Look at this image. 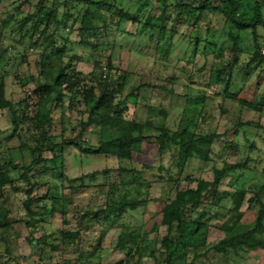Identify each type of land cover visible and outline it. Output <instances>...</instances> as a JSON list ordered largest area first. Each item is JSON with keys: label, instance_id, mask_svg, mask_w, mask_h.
I'll list each match as a JSON object with an SVG mask.
<instances>
[{"label": "rangeland", "instance_id": "374dc122", "mask_svg": "<svg viewBox=\"0 0 264 264\" xmlns=\"http://www.w3.org/2000/svg\"><path fill=\"white\" fill-rule=\"evenodd\" d=\"M36 2L3 0L0 4V24L7 16L13 18L0 25V76L4 77L6 97L13 102L36 101L32 93L43 48L38 47L40 42L31 46L30 41L35 38L24 35V30L19 31L16 23L26 14L34 12ZM115 2L136 13L140 24L160 25V10L154 0ZM70 12L72 17L63 19L65 28H59L62 38L58 37V44L68 40V54L80 57V61L75 63L76 70L86 76L92 70L94 59L100 60L104 66L110 56L117 75L120 72L126 74L122 96L128 95L134 87L143 85L127 99L123 114L125 119L138 123L151 120L152 127L164 126L171 131L179 126H187L200 134L215 133L218 138L210 146L203 141L194 148L193 156L180 177H177L173 165L176 148L168 146L160 158L153 140L158 131L148 126L143 131L151 139L141 144L140 151L133 153L130 161L119 160L111 154L85 155L74 145L66 147L61 171L66 179H77L72 184L58 177L60 160L56 159L54 164L50 161L53 154L44 151L43 158L47 162L32 172V180L40 185L34 193L42 198L39 206L48 210L53 207L54 214L43 215L44 219L34 228L26 227L24 222L27 217L22 206L25 195L22 190L12 192L7 187L0 196V204L7 210L10 225L0 228V263L10 260L9 264H65L85 260L92 264H165L163 250L167 223H171L172 216L162 214L164 206L176 191L194 188L196 183L193 180L211 181L213 170L221 168L224 163L240 164L242 167L230 171L222 179L218 190L225 192V195L217 206L209 208L204 202L198 207L194 216L198 217L200 213L206 215L198 230L196 226L183 225V240L188 247H209L217 243L224 237L220 230L221 223L235 209L244 213L242 223L251 226L255 214L247 209V199L264 182V113L259 115L255 110L224 97L222 86L208 83L212 65L226 63L230 58V42L223 19L219 15L206 13L196 25L190 27L192 18L185 19L189 24L185 21L173 22L175 13L170 9V17L164 25L167 32L171 31V44L168 53L163 55L160 52L162 42L157 40L156 29L150 38L147 28L138 34L139 24L126 22L118 28L114 24L116 19L112 21L114 27L101 36L97 50L85 47L79 43V22L74 19L77 10ZM165 36L168 37V34ZM196 37L199 47L191 55L192 42ZM257 39L264 56V27L257 28ZM251 40L249 33L241 35L243 51L238 55L236 70L248 61ZM204 43L206 50H203ZM262 68L264 65L254 69L244 84L240 83L239 78L236 80L239 96L248 102L264 88ZM60 98L66 107L69 95L62 92ZM48 107L49 104H45L42 112L45 124ZM79 108L82 109L81 106ZM50 116V135L54 143L77 135L80 114L76 110L65 112L67 119L63 124L59 122L58 110ZM138 129L139 125L135 127V130ZM82 140L87 146L95 147L99 137L87 130ZM33 145L25 125H18L15 129L9 110H0V162L16 158L20 165L28 164ZM118 168L134 169L135 172L119 173ZM19 173L20 170H15L10 175L17 178ZM132 177L138 182L136 187H116L112 191V200L117 202L119 197L124 196L128 200L148 199L147 204L106 220L103 215L94 217L93 213L109 202L110 185L127 182ZM216 211L218 215H214ZM135 229L146 232V239L141 244L146 249L140 257L139 254H126L125 244L129 243L127 236ZM63 232H69L72 237L62 239ZM176 235L175 223L172 222L168 236L173 239ZM120 237L126 241L119 243ZM191 257L192 254L187 260ZM195 264H264V250L242 249L227 256L210 251Z\"/></svg>", "mask_w": 264, "mask_h": 264}, {"label": "trees", "instance_id": "16d2710c", "mask_svg": "<svg viewBox=\"0 0 264 264\" xmlns=\"http://www.w3.org/2000/svg\"><path fill=\"white\" fill-rule=\"evenodd\" d=\"M2 1L0 0V4ZM154 2L160 10L161 21L159 26L155 23L140 24L136 13L117 5L115 0H37L34 5V12L26 14L16 21L19 31L24 30V35L29 36L30 39L35 38L34 41H30L31 46H36L37 42H40L38 47L43 48V52L40 54L38 77L32 93L36 97L35 102L29 103L25 100L13 102L8 99L4 77L0 76V110H9L11 122L15 129L18 128V125L24 124L26 132L34 142L30 150L31 161L28 164L20 165L19 162L15 161L16 158L0 162V196L7 187L12 192L23 191L25 199L22 206L27 217L24 222L26 227L34 228L44 219L43 215L54 214L53 207L48 210L39 206L42 198L34 193L40 185L32 180V172L47 162L43 158L44 151L53 154L50 161L54 164L56 159L60 160V171L57 174L59 178L66 179L61 171L63 152L66 147L74 145L85 155L111 154L119 160L130 161L133 158V153L140 151L141 144L151 139V136L146 135L143 131V128L148 126L158 131V135L153 137V140L156 143L160 158L165 154L168 146L171 145L176 148V158L173 165L176 168L177 177H180L188 160L193 156L194 148L203 141L210 146L218 138L215 133L200 134L190 130L187 126H179L175 131H171L164 126L152 127L151 120L138 123L133 119H125L123 114L127 99L133 96L136 91L138 92L143 85L134 87L128 95L122 96L126 74L120 72L117 75L110 56L107 57L104 66L100 60L94 59L92 70L86 76L76 70L75 63L80 61V57L75 54H68L66 43L68 40H64L63 44H58V37L62 38L59 28L61 26L65 28L66 23L63 19L64 17L71 18L70 11L73 9L77 10L74 19L79 22L77 33L81 45L97 50L101 36L106 30L114 27L112 21L116 19L114 24L118 28L126 22L139 24L138 34L147 28L150 38L156 29L157 40L162 42L160 52L163 55L168 53L171 44V31L167 32L164 25L170 17V9L175 13L172 18L173 22L185 21L188 23V18H192L193 24L188 23L190 27L196 25L206 13L219 15L227 27L230 58L226 63L212 65L208 83L222 86L224 97L239 102L243 107L255 110L259 115L264 113V88L260 93H255L253 99L248 102L239 96V88L236 84L238 78L241 80L240 83L244 84L254 69L264 65V56L261 54V47L257 39V28L264 27V0H154ZM62 7L63 11L61 10ZM186 18L187 20H185ZM12 19V16H7L1 20L0 25ZM27 26L28 28L25 29ZM244 33H249L252 38L250 55L248 61L236 70L238 55L243 51L240 43H242L241 35ZM165 34H168V37ZM204 42L206 43V41ZM192 43L191 55L195 54L198 49L199 39L194 38ZM205 43L203 50H206ZM263 70L264 68L261 69V71ZM62 92L69 95V102L66 107L61 102ZM45 104H49L46 112L48 115L46 124L42 120ZM80 106L82 109L79 108ZM56 110L59 112L60 124H63L64 120L67 119L65 116L67 110H76L80 114V120L77 122L79 127L77 135L73 138L62 139L59 143H54L53 136L50 135L52 126L50 115ZM138 125L139 129L135 130ZM87 130L96 133L99 137L95 147L87 146L82 140ZM239 167L242 166L224 163L221 168L213 170L211 181L195 179L193 180L196 183L194 188L176 191L174 197L166 203L162 214L164 212L171 215L172 220L171 223H167L166 246L163 250L165 264H175V262L195 264L198 259L205 257L210 251L227 256L231 252L234 253L242 249L264 250V182L256 189L253 196L247 199V209L255 214L251 226L242 223L244 213L235 209L221 223L220 230L224 237L217 243L209 247H188L183 240L184 236L181 233L183 225L196 226L197 230L203 225L202 219L206 215L200 213L198 217L194 216L198 207L204 202H207L209 208L217 206L225 195V192H219V184L230 171ZM15 170H20L17 178L10 175V172ZM118 170L119 173L135 172L134 169L118 168ZM103 173L105 174V171ZM66 180L70 184L77 182V179ZM137 183L134 177L127 182L112 183L108 193L109 202L105 204L104 208L96 210L93 216L99 218L100 215H103L104 220H106L113 215H121L127 210H135L147 204L148 199L128 200L124 196L119 197L117 202L112 200L114 193L112 191L116 187L133 188L136 187ZM7 215V210L3 209L0 204V228L9 227L10 222L7 220ZM214 215H218L217 211ZM172 222L175 223L177 231V235L173 239L168 236ZM141 231L135 229L127 236L129 240V243L125 244L127 255L139 254L140 257L141 252L146 249L141 246L146 239V232L141 233ZM71 237L69 232L62 233V239H70ZM125 241L123 237L119 238V243ZM190 254L192 257L187 260ZM9 261L5 260L0 264H9ZM76 262L88 263L85 260Z\"/></svg>", "mask_w": 264, "mask_h": 264}, {"label": "built area", "instance_id": "2783aa9c", "mask_svg": "<svg viewBox=\"0 0 264 264\" xmlns=\"http://www.w3.org/2000/svg\"><path fill=\"white\" fill-rule=\"evenodd\" d=\"M70 264H92V263H79V262L73 261Z\"/></svg>", "mask_w": 264, "mask_h": 264}]
</instances>
